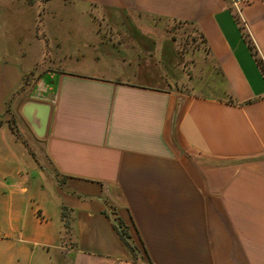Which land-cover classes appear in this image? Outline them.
I'll use <instances>...</instances> for the list:
<instances>
[{
	"label": "crops",
	"instance_id": "0c3cea01",
	"mask_svg": "<svg viewBox=\"0 0 264 264\" xmlns=\"http://www.w3.org/2000/svg\"><path fill=\"white\" fill-rule=\"evenodd\" d=\"M72 6L101 21L94 47L119 49L113 75L63 64L81 39L68 49L52 22ZM0 8L15 11L0 35V264H264V0ZM158 22L197 32L202 77L159 71L175 43ZM27 100L36 121L49 108L41 139L18 113Z\"/></svg>",
	"mask_w": 264,
	"mask_h": 264
},
{
	"label": "rangeland",
	"instance_id": "374dc122",
	"mask_svg": "<svg viewBox=\"0 0 264 264\" xmlns=\"http://www.w3.org/2000/svg\"><path fill=\"white\" fill-rule=\"evenodd\" d=\"M29 1L34 2L35 0ZM40 1L42 0H39V2ZM74 7L75 6H72L70 12L59 13L57 19H55V21L53 20L52 22L53 25L56 24L54 36L58 34L63 39L62 41L65 42V47L67 46L68 49L80 47L78 46V43L81 39L80 62H72V64H69L63 61V64L66 67L83 71V73H102L104 75H113L114 72L109 70L110 67L113 66V63H109V61L112 58L114 59L117 55L120 56L119 49L115 47L113 48L111 47V45H108L107 47H103V45L94 47L93 41L97 36L95 25L98 22L101 23V21L91 20L89 17H87V15H85V13L82 14L81 12H79V6H77V8L75 7L76 9H73ZM14 13V10L0 8V35H2V31H4L8 23L9 25H12L15 22ZM109 17L110 16H105V18L108 19ZM114 20L115 18L106 21L114 22ZM158 23H160V25L172 27L171 29L173 33L167 35V37L171 35L172 38L167 40V44L175 43V52L173 48L171 49V52L173 51V54L165 53L164 55L162 54V56H158L159 71L164 75H168L174 78L173 75L177 73V70H180L179 76L182 80L185 81L188 78L187 76L191 77L192 74L195 77H202V75L206 72L205 70H207L206 68H208L209 66V60L207 57V51L202 44L197 32L192 27L179 25V23ZM102 25L105 27L103 23ZM101 32H103L104 34L107 33V31L104 32L103 29L101 30ZM162 35L163 34H161L160 37ZM166 50H169L168 45L166 46ZM93 55L97 56V60H93ZM107 56H109L110 58L108 59ZM150 63L154 65L156 64V61L154 62L153 57ZM118 65L115 64V66L119 68ZM166 83L172 85L169 79L166 80ZM180 85L181 89L187 91L191 88L193 83L185 82L181 83ZM196 90L200 92L198 88H196Z\"/></svg>",
	"mask_w": 264,
	"mask_h": 264
},
{
	"label": "water",
	"instance_id": "95a60500",
	"mask_svg": "<svg viewBox=\"0 0 264 264\" xmlns=\"http://www.w3.org/2000/svg\"><path fill=\"white\" fill-rule=\"evenodd\" d=\"M41 84H43V78H41L39 85L34 88V91L32 94H30L29 98L31 99L37 98L36 91L38 90V88H40ZM37 106L38 104L31 100L24 101L19 107L18 113L25 120L27 127L31 130L34 136L37 137L38 139H41L44 136L45 127L47 126V119H48L47 117H48L49 108L45 104L42 105V110H43L42 114L38 119V121H36L31 114V109ZM113 224L116 226L118 233L122 235L121 229L118 226L117 222L114 221Z\"/></svg>",
	"mask_w": 264,
	"mask_h": 264
},
{
	"label": "trees",
	"instance_id": "16d2710c",
	"mask_svg": "<svg viewBox=\"0 0 264 264\" xmlns=\"http://www.w3.org/2000/svg\"><path fill=\"white\" fill-rule=\"evenodd\" d=\"M250 47L252 49V46H250ZM255 62H256V65L258 66V68L260 69L262 76L264 77V64H263V62L258 57H255ZM118 224H119V227H120L121 232H122V235H120L121 240H122L121 242L123 243V245L125 247H127V249L131 252V254L136 258L137 248L135 247V245L132 244V242H131L132 240H131L130 236L128 235L127 231L122 227V225L119 223V221H118Z\"/></svg>",
	"mask_w": 264,
	"mask_h": 264
}]
</instances>
